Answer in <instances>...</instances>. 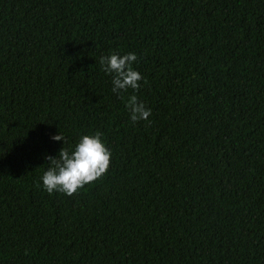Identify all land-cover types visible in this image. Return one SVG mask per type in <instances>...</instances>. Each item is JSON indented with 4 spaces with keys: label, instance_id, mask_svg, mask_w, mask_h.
<instances>
[{
    "label": "trees",
    "instance_id": "1",
    "mask_svg": "<svg viewBox=\"0 0 264 264\" xmlns=\"http://www.w3.org/2000/svg\"><path fill=\"white\" fill-rule=\"evenodd\" d=\"M97 131L107 174L49 194ZM0 264H264V0H0Z\"/></svg>",
    "mask_w": 264,
    "mask_h": 264
},
{
    "label": "clouds",
    "instance_id": "2",
    "mask_svg": "<svg viewBox=\"0 0 264 264\" xmlns=\"http://www.w3.org/2000/svg\"><path fill=\"white\" fill-rule=\"evenodd\" d=\"M138 60L135 53L119 55L112 53L102 56L99 60L103 72L112 76V92L120 95L129 89L138 91L142 75L134 70L133 65ZM144 83H147L144 80ZM126 107L131 115L133 124L139 121H148L151 110L138 101L136 95L127 98ZM52 140L64 141L66 137L61 133L51 137ZM112 153L102 141V133L97 131L94 135H83L74 147H63L57 158L47 156L49 162L42 181L44 189L49 193L59 192L73 196L107 174L111 165Z\"/></svg>",
    "mask_w": 264,
    "mask_h": 264
}]
</instances>
